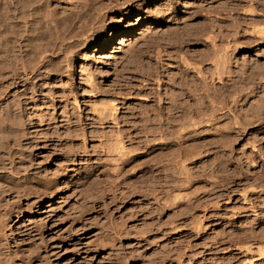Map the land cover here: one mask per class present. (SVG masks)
Returning <instances> with one entry per match:
<instances>
[{
	"label": "rangeland",
	"instance_id": "obj_1",
	"mask_svg": "<svg viewBox=\"0 0 264 264\" xmlns=\"http://www.w3.org/2000/svg\"><path fill=\"white\" fill-rule=\"evenodd\" d=\"M73 1L56 0L53 2V6L58 8L59 12L64 11L71 7ZM131 1L127 2L125 14L123 12L112 17L109 16L103 35L98 33L101 38L113 36V41L116 40L115 44L111 42L108 47L100 49L95 47L96 50L90 48L86 55L88 58L76 60L69 79L53 83L54 85H50L51 89L48 88L38 93L40 98L38 97L37 103H30L27 107L23 106L22 115L27 129L26 138L28 137L27 147L30 148L31 145V148L27 150L31 151L33 145V150L29 151L30 158L31 160L34 158L33 160L36 162L32 160L33 167L36 170L39 169L38 172L43 177L45 174V178H48L50 182L53 181L49 182L50 190L53 189L51 190L52 194L49 191L47 197L38 202L34 201L33 195L20 199L23 211L22 216L16 222L14 219L11 224L13 233L10 234L9 241L12 247H16V245L18 249L22 247L24 250L21 249V251L24 252L25 248H31L38 241L39 243L43 242L41 246L40 244L36 245L40 247L36 250L40 251L38 253L41 255L40 259L35 261L38 264H264V248L260 246H264V106L259 109L263 114L258 115L260 117H257L256 123H250V125L247 123L244 128L240 129L241 131H231L233 135L229 138L230 140H225L230 143L224 142L225 145L228 144L226 148L223 147V143L210 146L217 156L221 157V160L219 158H216L218 161L214 160L213 155L207 158L212 152L211 150L198 155L199 157L194 156L192 159H187L190 162L185 161L184 163L186 170H183L188 174L185 177L184 174L182 175L183 170H177L180 168L177 166L176 168L175 165L168 167V169L176 168V171L171 170L174 178L168 169V171L162 169L163 173L159 175V171H155L157 169L155 165L151 167L153 162L149 163L147 158H143V152L149 145L152 146L160 142L148 134L150 129L148 131L145 129L149 125L155 126L158 122L157 118L153 116L154 111H152V104L155 101L152 102L151 97L147 95L152 92L157 100L158 91H162V94L164 92L161 85L163 79L158 81V84L157 80H153V78L158 73L166 80L172 73L169 70L172 69L175 72H182L187 81L194 79L196 70L191 68L193 66L184 63L183 56L186 61L192 63L198 62L200 60L196 61V59L202 58L203 62L200 61L199 66L203 67L205 69L203 72H207L205 74L208 75L212 66H218L224 62L220 57L223 54L227 55L226 52L229 50L233 54L230 55L228 52L229 54L223 55V58L229 59L227 61L228 65L231 63L229 68L232 73L230 72L231 74H226V76L224 74L222 78H225L221 80L223 82H216L217 85L219 83L221 86L238 83L237 86H240L239 83L242 82L241 85L243 83L251 84L253 87L250 85L251 89H254L251 90L249 85L246 88H243L244 85L241 86L245 89L243 95H247L246 100H244L245 97L240 99L236 96L237 94H234L240 101L244 100L243 103L239 101L240 103L233 104L234 112L237 114L241 110L240 114H242V110L246 109L248 104V110L254 105L256 110V104L264 102V40L262 39L264 37L251 34L252 29H264V15L261 10L264 8V0L249 1L250 3L262 1L263 3V5L262 3L259 5V2L256 4L261 13L258 15L259 19L252 23L247 22L248 18L244 17L243 12H239L241 9L230 17L226 14L235 12L229 10V7L224 9L222 6L218 7L220 2L219 5L216 2L214 6L218 9L216 16L219 17H215V14L212 15L214 21H217L215 23L222 24L219 26L224 24V26L221 28L218 24H214L216 25L214 31L217 26L219 28L218 31L216 30L217 35L212 30V34H215H211L214 37L213 41L207 37L208 35L204 36L205 32L203 31L205 30L197 33L196 37L193 35L194 31L189 30L190 33L186 31L190 37L186 34V37L183 36L184 38L178 33L180 30H177L172 34L181 36L177 37L178 40H170L172 42L166 39V32H164L167 22H171L172 26L169 27L177 25L171 20V17L157 28L158 35L149 31L144 35H139L137 27L143 24V21L145 22V17L164 19V14L162 15V12L159 11L161 9L157 5L155 6L156 1L154 0L145 3L147 4L145 7L141 5L142 1ZM182 2L184 4V0ZM187 2L191 3L192 0H186ZM186 7L190 6L186 4ZM154 8H158L159 10H156L161 14H158ZM203 11H199V15L197 14L192 22L195 24L201 22V27L209 26L213 19L206 15V10ZM149 12L154 14H149ZM186 12L190 13L191 10L185 11L182 7L180 14ZM137 15H142V17ZM138 17L140 19H137ZM261 18V22H258ZM234 19L241 24L238 25ZM243 21L245 22L242 24ZM202 22H205L206 25ZM211 26L213 28V24ZM160 28L162 29L160 30ZM128 29L135 33L129 37V44L127 42L123 48V45L117 44L119 40L117 37ZM161 34L164 36L160 37ZM257 37H261L260 40ZM152 40L154 42H151ZM155 40L159 42L157 43ZM116 45L119 47V49L117 48L118 52L112 51ZM154 45H158L159 50L158 46ZM162 46L164 52H161L159 54L161 58H158V52L162 50ZM211 48L220 50L216 52ZM130 49L137 50V52L133 57H125ZM204 51L206 53L212 51L211 55H214L213 51H215V57L219 58L221 62L213 64L216 61L214 56H209L206 59L203 55L201 57L200 54H203ZM195 54L200 57L197 58ZM216 54L220 57H217ZM195 57L196 59H194ZM80 61L84 63L82 64ZM244 65L246 66L244 67ZM151 70L154 77L149 83L147 73ZM241 72L244 77H238ZM250 73L252 77H255L249 76ZM254 73L257 74V77ZM247 75L252 79L249 80L251 82L247 83V79H249ZM235 76L234 79L238 80V77L240 82L233 80L232 77ZM241 77L246 82L243 79L241 81ZM157 84L161 87H154ZM138 89L151 90L150 93H147L138 91ZM254 95L257 96L256 100L261 99V101L256 103ZM109 100L118 105L115 120L108 117L106 113L105 118H102L103 116L101 117L99 112L96 113L97 108L107 104L110 102ZM94 106L97 107L96 110H93ZM252 109L254 111L253 107ZM252 109L250 108V110ZM141 111L142 114L139 113ZM145 113L148 114L145 115ZM147 115L149 119L152 118V121L147 119ZM261 117L263 118L261 119ZM225 118L228 120L226 116H222L220 120L218 118L217 125H215L218 129H222L224 126L222 122L225 123V126L228 125ZM143 124L148 126H143ZM214 132L216 131H206L210 134L217 133ZM234 133L237 134L235 137ZM146 137H151L149 139L154 142L148 139V143ZM28 140L32 143L29 144ZM119 140L122 144H119ZM117 145H123L124 148L121 151L127 152L126 156L119 158L121 151L116 149ZM207 148L209 146L205 147V149ZM117 152L120 153L119 156ZM222 152L225 153L222 154ZM224 155L225 157L222 158ZM139 159H141L140 163H138ZM146 163H149V167ZM160 165L162 164L158 166ZM144 167H147L148 171L152 169L143 174L141 169ZM164 174L172 176L168 177L169 186L164 184L167 179L165 178L167 175ZM156 176L159 180H156ZM184 178L190 179L189 183L184 181L186 180ZM161 179L163 181L165 179V181H160ZM172 179L175 181L174 184ZM176 180L178 181L176 182ZM178 182L180 185H176L179 184ZM182 183L187 186H183ZM171 185L178 186V189H173L176 186L172 187ZM173 194L178 195L175 200L172 198ZM28 202L30 203L28 204ZM26 204L30 206V209ZM35 224L36 228H34ZM16 226L19 228L15 229ZM37 228H39L38 232ZM35 235L38 236L35 237ZM14 242L15 244H13ZM258 247L263 248L262 251H259Z\"/></svg>",
	"mask_w": 264,
	"mask_h": 264
},
{
	"label": "bare ground",
	"instance_id": "obj_2",
	"mask_svg": "<svg viewBox=\"0 0 264 264\" xmlns=\"http://www.w3.org/2000/svg\"><path fill=\"white\" fill-rule=\"evenodd\" d=\"M55 1L56 0H0V264H35L36 263L35 261L40 259L41 255H40V253H38L40 251L37 252V250L40 249V247H37V246H39V244L41 246V243H43V242L39 243V241L37 240L38 241L36 243V245L38 244L37 246L36 245H32V246L29 245V246H31V248H28V249H26L24 247L26 250L24 252L21 251V249H23L22 247L19 248L20 250L18 249L17 245H16V247H12V245L9 241L10 234L13 233V228H11V224H12L14 219L16 222V220H18V218L22 216L23 208L20 204V199L27 197L28 195H33L35 200L34 199H32V200H34L35 202L36 201L38 202V201L46 198L48 195L47 193L49 191H50V194H52L51 190L53 189V188H51V190H50V183H52L53 181L50 182V180L48 178H47L48 179L47 180L45 178V174L43 177L40 174V172H38L39 169L36 170L33 167L32 162L34 161L33 160L34 158L32 159L33 161L30 158V155H31L30 152L33 150V145H32L31 151L29 150L30 151L29 152L27 149H30L31 145H30V148L27 147V144H28L27 138L28 137L26 138V136H27L26 130L27 129H26L25 121L23 119V115H22L23 106L27 107V105L30 103H32V104L37 103L36 101L38 100V97H39L38 93L39 92L41 93V91L48 89V88L51 89L52 86L50 87V85H54L55 82H57V81L59 82V81L65 80V79L66 80L69 79L71 77L73 66H74L76 60L85 59V57H87L86 56L87 52L90 50V48L95 49V47H97V49H100L103 47H108L109 44H111V42H112V44H115L116 40L113 41V36H107V37L101 38L98 35V33L99 34L101 33V36H102L104 33L105 25L107 24L106 21L108 20V17L109 16L112 17L118 13L122 14L124 11L127 10V6H128L127 2H130L131 0L130 1H128V0H74L72 3L73 6L71 5L70 8L67 7L68 8L67 10H64V11L61 10L60 12H59L58 8H57L58 9L57 10L55 8V6H53V4H54L53 2H55ZM138 1H142L141 5H144V7L147 5L145 3L151 2V0H138ZM154 1H156L155 6L157 5L161 10H159L158 8H156V9L161 11L162 15L164 14L163 18L165 20L160 19L159 17H155V18L145 17V22L143 21V24L139 25L137 27V30H139V35L140 34L144 35L147 31H149L150 33H154V35H158L159 32H157V28H159L162 23H166V20L171 17V20L174 21V23H176L177 25L176 26L174 25V27H169V26H172L171 22H167L165 24L166 29L164 31V32H166V34L161 31L163 34H165L166 39L169 41L172 39L176 40L177 37H179L181 35H182V38H184L183 36L188 34V32L186 33V31H189V30L194 31L195 34H193V33L192 34L195 37H196L197 33L199 34L203 30H205V31H203V32H205L204 36H205V34H206V36L208 35L207 37L213 41L214 37L212 35L214 33L212 34V32L214 31L213 30L214 26H216L214 24H218V23H215L217 21H214V16L215 17L218 16V15L216 16V14H218L217 13L218 9L216 6H214V3H216V2H218V5L220 2V5L218 7L222 6V9L229 7L230 8L229 10H233L235 12L233 14H230V13L226 14V15H229L230 17L237 14V11H239L241 9V11H239V12H241V13L243 12L242 14L244 15V17L248 18V20H249V21L247 20V22H250V23H252L254 21L256 22V20L259 19L258 17H260L258 15H260V13H261V11H259V9L256 6V4L259 1L257 3L256 2L250 3L249 1H251V0H247L245 2L243 0H192L191 3L189 2L190 4L188 2L186 3V0H184L185 6H184L183 2L181 3L182 0H154ZM221 2H222V4H221ZM224 2H225V4H223ZM261 3H262V1L259 2V5ZM186 4H187V6H190V7H186ZM262 5H263V3H262ZM182 7L185 11L191 10V12L190 13L186 12V13L180 14L182 12ZM155 10H154V12H155ZM158 10H156L157 13H158ZM203 10H206L205 11L206 15H209V18L213 19V21H211L212 22L211 24H213V28H212L211 24L209 25L210 27L208 25L201 27V25H202L201 22H200L201 25L195 24L194 22H192V20L195 18V16H197V14L200 13L199 11L202 12ZM261 10H262V15H264L263 14L264 8H261ZM148 11H149V9H148ZM152 13L149 12V14H152ZM157 13H155V14H157ZM124 14H125V12H124ZM158 14H161V13L159 12ZM212 14L213 15L215 14V15L213 16ZM137 16L142 17V15H137ZM159 16L162 17L161 15H159ZM139 17L137 19H140ZM244 17H242V18H244ZM242 18H241V20H242ZM236 19H234V20H236ZM207 20H209V19H207ZM261 20H262V18L258 22H261ZM236 21H235V23H236ZM244 22L245 21H243L242 24ZM237 23H238V25L241 24V23L239 24V21H237ZM256 24H259V23H256ZM205 25H206V23H205ZM219 25H222V24H218V26ZM218 26L216 27L217 29L219 27L222 28L224 26V24H223V26H219V27ZM231 26H234V25H231ZM232 28H234V27H232ZM161 29L162 28H160V30ZM229 29H231V28H229ZM177 30H180V32H178V33H180L181 35H177V34L174 35L175 33L172 34V32H175ZM216 30L214 31L215 33L218 31V30L217 31ZM233 30L234 29H232V31ZM223 31H225V30H223ZM190 32L191 31H189V33ZM219 32H220V30H219ZM236 32H238V31H236ZM251 32H252L251 33L252 35L254 33L256 36L259 35V36L264 37V35H263L264 29H259V30L252 29ZM133 33H135V32H133V30H131V29L124 31L120 36L117 37V39H119L117 44L123 45L122 47L124 48L126 46L125 44L129 41V37ZM231 33H228V34H231ZM163 34H161L160 37H162ZM172 35H173V37H172ZM216 35H217V33H216ZM187 36L190 37L189 34ZM197 36H199V35H197ZM133 38L135 39V37H133ZM192 38H194V37H192ZM257 38L260 40L261 37L260 38L257 37ZM159 39H162V38H159ZM262 39L264 40V38H262ZM156 40H155V42H157ZM162 40H160V41H162ZM187 40L189 41V39H187ZM252 40H254V39H252ZM252 40H250V41H252ZM172 41H170V42H172ZM132 42H134V41H132ZM151 42H154V40H152ZM184 42L188 43L187 41H184ZM128 44H129V42H128ZM158 45L160 46V44H158ZM158 45H154V46L157 47ZM159 46L157 48L158 50H159ZM117 48L119 49L118 45L114 46V49H112V51L118 52ZM134 49L133 50L130 49L129 53L127 55H125V57H127V56H128V58L133 57L135 52H137V50L135 51ZM157 49H156V51L158 52ZM165 49H167V48H165ZM211 49H214V48H211ZM217 49H214V50H216V52H219L220 49L218 51H217ZM208 50H206V51H208ZM91 51H93V50H91ZM120 51H121V49H120ZM206 51L202 52L203 54H200L201 52L200 53L198 52V53L201 55V57L203 55L205 57V59L209 56L215 57V53H216L215 51H213L214 55L210 54V53H212V51L207 52V53H206ZM161 52L162 53L164 52L163 46H162V50L158 52V55ZM228 52L230 53V55L233 54V53L231 54V52L229 50H228ZM228 52H226L227 55L229 54ZM258 52H260V51H258ZM195 55L197 57V54H195ZM223 55L227 56L225 54H223ZM223 55H222V57H220V56H218V54H216V56L222 58V62L223 61L224 62L222 64H219V62H221V61L219 60V58L215 57L214 59H216V61H214L213 64H216V62H218L219 65L218 66L217 65L212 66L213 68H211L212 70L209 71L208 75H206L207 72H203L204 68L199 66L200 65L199 62L202 61L201 60L202 58L196 59V57H195L194 59H196V61H198V60H200V61L195 62V60H194L195 63H192L191 61H188V60H187L188 61L187 62L185 60L186 58H184V56H183L182 59H184V61H185V62L184 61L183 62L188 64V66H193L191 68L192 69L194 68L196 70V72H195L196 77L193 74L192 76H193V78L194 77L195 78L190 79V78H192V77H190L189 78L190 81L186 80V77H184L182 75V72L176 71L177 72L176 73L172 69L169 70V72H172V73L170 75H168L169 77H167L166 80H164V78H165L164 76L162 78L161 74L159 75L157 72H156L157 76H155L156 77L155 78L153 76L152 70L149 71L147 73V75H148L147 81H149V83L151 82L152 77H154L153 80L154 79L157 80L156 81L157 83H158V81L163 79L161 85L163 86L164 92L162 94V91H158L157 100L155 99L152 92L150 93V90L152 88L148 89V90L147 89L146 90L138 89V91L150 93V95L148 94L147 96L151 97V99L153 100L152 102L155 101L154 104L151 103L153 105V110L152 109L151 110L154 111L153 116H154V118H157L158 122L156 123L155 126H150V125L148 126L147 125L148 123L143 124V126L147 125L148 127L145 129H147V131H148V129H150L148 131V134H151L155 140L157 139L160 142L159 143L157 142L156 144H154L152 146L149 145L150 147L148 146V148L146 146L147 149L145 152H143V155H144L143 158H147L148 159L147 161L149 163L153 162L152 166L151 165L150 166L154 167V165H155V167L157 168L155 171L156 172L159 171V175H160V173H163L162 169L167 170L168 167L170 168V166L172 167L173 165H175V167L177 166L178 168H180L177 170H181V169L186 170L185 169L186 166L184 165V163H185V161H187V159H192V157H194V156L202 155L207 150L212 151L210 153V155L207 156V158H209L213 155V157L215 158L214 160L218 161V159H216V158H219V160H221L220 159L221 157H218L217 153L215 151H213V148H211L210 146L216 145L219 143L224 144V142L228 143L225 140H227V141L230 140L229 138L231 137V135H233L231 131H233V130L238 131L241 128H244L247 123H249V125H250V123L252 124L255 121H258L257 119L260 117V116L258 117V115L263 114V113H260L261 111L259 109H260V107L264 106V102L261 103L262 101L260 99L259 101H261V102L259 103V105H257L258 100H256L257 96H255V95H254L255 101L257 103L256 104V110H255L254 104H253L254 106H252L254 108V111H253L252 107H249V110L247 109L249 104L247 105V108L245 107L247 110L243 109L244 106L241 105L243 103L242 101L246 100V98H247L246 94H245L246 96L243 95V90H245L243 88L244 87L246 88L248 85H249L248 87H250L251 84L245 83L246 84V86H245V84L243 83L242 85H244V86H243V88L241 87L242 85L240 83H242V82H240V80H239L240 78H238V77L243 76L242 72L240 73L241 75L240 74L238 75V77H237L238 80L234 79V78H236V76L232 77L233 80L240 82L239 83L240 86H237L238 83L237 84L231 83L229 85H222V86L219 83L217 85L216 82H220L223 78H225V77L222 78V76L224 74L226 76V74L229 75L232 73L230 71V68H229V65L231 63L228 65V61H227L229 59L225 60V58H223ZM199 57H197V58H199ZM230 57H232V56H230ZM158 58H161L160 55ZM208 59L210 61L213 58L211 57V59L210 58H208ZM208 59H207V61H208ZM231 61H232V59H231ZM80 62L82 64L84 63L83 61H80ZM204 62H205V60H204ZM210 64L213 65L212 63H210ZM245 66L246 65H244V67ZM81 69H83V68L81 67ZM242 69H243V65H242ZM253 69L255 70L256 68H253ZM206 70H207V68H206ZM258 70H259V68H258ZM178 71H181V70H178ZM237 71H240V70H237ZM252 71L253 70L251 69V72ZM183 72H185V71H183ZM233 74H234V72H233ZM248 75H247V78H249V79H247V83L249 80H252V79H250V77H248ZM252 75H253V73H252ZM255 75L257 77V74H255ZM259 75H262V73L261 74L259 73ZM189 76H191V75H189ZM249 76H251V73ZM228 77H227V79H228ZM253 77H255V76H253ZM229 78H231V77H229ZM242 79L243 78L241 77V81H242ZM243 80L246 82L245 79H243ZM221 82H223V81H221ZM227 82H228V80H227ZM249 82H251V81H249ZM58 84H60V83H58ZM158 84H157V86L155 85L154 87L157 88L159 86ZM64 85H65V83L63 82V86ZM147 85L149 86L150 84H147ZM177 85H178V87H176ZM159 87H161V86H159ZM251 87H252V85H251ZM251 87H250V89H251ZM263 88H264V85H263ZM251 90H254V89H251ZM251 90H250V92H251ZM244 92L246 93L247 90ZM234 94H237L236 96H238L240 99H244V97H245V99L240 101V99H238V97H235ZM52 101H50V102H52ZM105 101H103V102H105ZM239 101L242 102L240 105H241V107H243L242 109L244 110V111L242 110V114H240L241 110L239 112H237V114H236V112H234L235 109L233 108V104H235L237 102L240 103ZM108 103L104 104L100 108L96 107L99 111L96 110V108H95L96 105H95L93 110L95 109L96 113L99 112V114H101V117L103 116L102 118H105V116L107 114L108 117H111V119H113L115 117L116 112H117V106L118 105L112 103L111 101ZM250 105H251V103H250ZM250 108L252 110H250ZM261 109H263V108H261ZM143 112H144V110H143ZM139 113L142 114V111ZM148 113H149V111H148ZM148 113H145V115ZM218 114H220V116H218ZM98 116H100V115H98ZM222 116L227 117L228 120H226V118H225V122H227L228 125L226 124L227 126H225V123L222 122V124L225 127L222 126V129L221 128L218 129L215 125H217L218 118L220 120L222 118ZM143 117H144V114H143ZM146 117H148V115ZM263 117H261V119ZM252 118H254V119H252ZM147 119H149V117ZM151 119L152 118H150L149 120H151ZM114 120H115V118H114ZM222 124H220V125H222ZM141 128H142V126H141ZM210 130L216 131L217 133L216 132H214L216 134L206 133V131H210ZM235 131H233V132H235ZM145 133H146V131H145ZM236 133H238V132H236ZM236 135L237 134H235L234 137ZM149 138H151V137H149ZM149 138H147V142L150 140ZM30 140H28V141H30ZM31 141L29 144L32 143ZM150 141L154 142V140H150ZM147 142L145 141V144ZM119 144H122L121 141ZM228 144H226V145H228ZM226 145L224 144L223 147L226 148ZM206 146H209V148L205 149ZM117 147L118 148H116V146H115L116 149H119L118 151H121L124 148L123 145H119V146L117 145ZM144 149H145V147H144ZM208 152H210V151H208ZM120 153L117 152L118 156H119V154L121 155L119 158H122V156L124 157L127 155V152L121 151ZM223 153H225V152H222V154ZM225 155L222 156V158L225 157ZM195 158H197V157H195ZM140 160L141 159H139L138 163H140ZM201 161H202V159H201ZM144 162H145V160H144ZM222 162H224V161H222ZM138 163H137V166H138ZM148 164H147V166H148ZM159 164H162V165L158 166ZM36 165H34V166H36ZM176 168H173V169L175 170ZM139 169H140V166H139ZM173 169L171 168L168 170H170V172H171V170H173ZM150 170L148 171L147 167H144L141 169V172L143 174H145L147 171L150 172ZM184 170L182 171L183 172L182 175L184 174L183 176L185 177V175L187 173ZM164 172H166V171H164ZM42 173H44V172H42ZM172 174H173V171L171 172V175ZM178 174H180V173L178 172ZM168 175H169V173H168ZM168 175H167V177H165V178H167L166 179L167 183L165 182L164 184H168V180H169ZM152 176H151V178H152ZM157 176H156V180H159V178H158L159 176L158 177ZM172 176H170V177H172ZM189 177H191V176H189ZM153 178L155 180V177H153ZM172 178H174V176ZM50 179H51V177H50ZM184 179H186V178H184ZM183 180H180V181L182 182ZM160 181H163V179H161ZM164 181H165V179H164ZM172 181H174V180L172 179ZM177 181L178 180H176V182ZM184 181L188 182V181H190V179L187 178ZM184 181H183V183H184ZM172 183L174 184L175 181ZM178 183L179 184H176V185H180V182H178ZM184 184H183V186H187ZM176 185H174V186H176ZM167 186H169V184ZM167 186H165V187H167ZM174 186H172V187H174ZM177 187L178 186L174 187L173 189H176ZM181 195H182V193H181ZM177 196L178 195H176V196L174 195L172 198L175 200V198H177ZM30 202L33 204L32 201H30ZM30 202H28V204ZM173 202H175V201H173ZM26 206L28 209H30L29 205L26 204ZM28 209H26V210H28ZM191 219H192V217H191ZM194 220H196V219L194 218ZM192 222H193V220H192ZM18 228H19V226H16L15 229H18ZM34 228H36V224H35ZM38 229L39 228L36 229L37 232H38ZM37 236L35 235V237H37ZM33 238L34 237L32 236V239ZM29 239H31V238L29 237ZM38 239L40 240V237ZM42 240H43V238H42ZM23 241L24 240H22V242ZM26 241H27V239H26ZM15 242H17V241H15ZM15 242L13 244H15ZM18 244H19V242H18ZM44 245H46V244L44 243ZM260 246L264 248V246H262V245H260ZM261 247L260 248L258 247L259 251H262L261 249H263V248H261ZM43 249H44V247H43ZM36 264H38V262Z\"/></svg>",
	"mask_w": 264,
	"mask_h": 264
}]
</instances>
